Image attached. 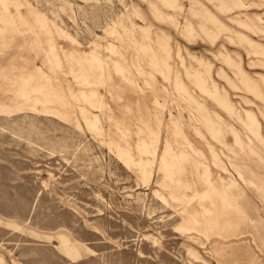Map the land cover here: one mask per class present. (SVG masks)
Listing matches in <instances>:
<instances>
[{"label": "rangeland", "instance_id": "obj_1", "mask_svg": "<svg viewBox=\"0 0 264 264\" xmlns=\"http://www.w3.org/2000/svg\"><path fill=\"white\" fill-rule=\"evenodd\" d=\"M0 264H264V0H0Z\"/></svg>", "mask_w": 264, "mask_h": 264}]
</instances>
